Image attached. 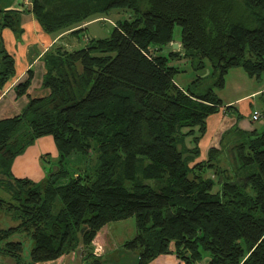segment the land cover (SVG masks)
Listing matches in <instances>:
<instances>
[{
	"label": "trees",
	"instance_id": "obj_1",
	"mask_svg": "<svg viewBox=\"0 0 264 264\" xmlns=\"http://www.w3.org/2000/svg\"><path fill=\"white\" fill-rule=\"evenodd\" d=\"M2 2L0 89L16 74L3 30L23 31L20 10ZM31 3L47 33L71 35L78 44H53L44 55L50 94L0 119V210L18 221L0 227V254L29 264L23 241L12 239L25 231L33 242L30 264L54 261L80 241L92 249L106 224L134 218L136 233L122 245L137 252L135 264L163 254H174L178 264H264V130L235 126L196 161L208 117L225 105L212 87L197 90L201 76L182 87L171 63L189 57L219 87L235 66L260 78L264 0ZM114 9L128 17L114 22L108 36L82 44L84 24ZM176 41L183 50L171 49ZM32 76L30 70L16 86L18 95ZM225 108L244 118L235 105ZM46 135L59 158L44 179L15 176V158ZM88 264L107 263L94 255Z\"/></svg>",
	"mask_w": 264,
	"mask_h": 264
},
{
	"label": "crops",
	"instance_id": "obj_2",
	"mask_svg": "<svg viewBox=\"0 0 264 264\" xmlns=\"http://www.w3.org/2000/svg\"><path fill=\"white\" fill-rule=\"evenodd\" d=\"M2 7L20 10V25L23 31L18 35L10 28L3 30L6 46L15 58L16 74L0 89V119L20 113L31 97H45L50 94V89L43 85L44 74L47 71L44 55L53 44L66 43L64 42L65 35L61 37L63 34H49L42 28L32 12L31 0H3ZM88 24L89 22L84 26L88 28ZM178 47L181 48L180 43ZM30 70L33 71V76L27 92L18 95L16 86L28 78ZM258 91L241 90L232 98H221L225 106L235 105L244 115V118L238 120L234 111L226 109L225 106L220 111L211 114L207 119V130L199 142L200 155L196 161L206 160L209 149L220 147L224 135L235 126L247 131L257 129L253 125V120L250 117L251 111L246 102ZM248 103L251 102L248 101ZM58 158L59 151L53 136H42L15 158L11 166L12 173L17 177H29L34 181H41L46 175V167L51 166ZM108 227L109 223L101 228L98 233ZM133 228H131V233L135 235ZM119 240L121 245L125 242V240ZM64 257L67 258V254L61 258ZM148 264H178V259L174 254H163Z\"/></svg>",
	"mask_w": 264,
	"mask_h": 264
},
{
	"label": "rangeland",
	"instance_id": "obj_3",
	"mask_svg": "<svg viewBox=\"0 0 264 264\" xmlns=\"http://www.w3.org/2000/svg\"><path fill=\"white\" fill-rule=\"evenodd\" d=\"M128 17L127 12L124 10L114 9L110 12V14L102 19L91 20L88 24V28L85 29L82 33V41L84 44L88 41L89 37L91 39L103 38L109 35L110 29L113 27L114 22L120 19H124ZM179 28L176 29L177 39H179ZM64 42L68 44L69 47L72 45L78 44L77 39L72 37L71 35L64 39ZM174 51L183 50V48H175L172 44V48ZM170 49V50H171ZM153 53L156 54V50L152 49ZM158 53V52H157ZM162 53L168 55L169 51L165 49ZM171 63L179 67V71L176 73L175 78L176 81L182 86L187 87L195 80L198 76L203 77L202 83L198 86L197 90L202 91L209 87H212L214 93L220 98H232L238 94L241 90L245 91H253L259 90L257 93L253 95L250 100H247L246 105H249L251 114L256 111L262 113V117L259 120L253 121V125L257 127V130H264V74L260 78L252 77L248 74V72L242 66H235L229 69L226 74L225 85L223 87H219L214 85L213 78L208 75V70L200 71L194 67L193 60L189 57L185 56L172 59ZM251 102V103H248ZM243 104V103H242ZM239 107V106H238ZM250 117H247L250 119ZM231 133V132H230ZM188 142L190 139L188 138ZM226 157L229 159L228 155ZM225 157V158H226ZM224 158V159H225ZM75 162H79L80 158H75ZM226 161V160H225ZM221 162V165H225L229 169H235V165H230L226 162ZM73 162V161H69ZM82 162L86 163L83 159ZM72 165V163H69ZM83 165V163H82ZM56 165H53V167ZM84 166V165H83ZM208 173H211L209 170ZM234 173V172H233ZM240 173H236V178L241 179L239 176ZM1 192V190H0ZM18 221L14 220L10 215L0 210V227H8L17 225ZM133 228V232L136 233L135 219L128 218L126 220L114 221L109 223V227L107 229L101 230L97 237H95L93 241L92 249H89L82 241H80L76 250L67 254V258H59L54 261L48 262H36L34 264H88L94 255H97L105 260L107 264H135L136 262V251L126 250L121 245L120 240H128L134 236L131 233V228ZM13 240H22L24 243V260L25 262L30 264V250L33 244L32 239L30 238L27 232H17L13 237ZM93 253L94 255L91 257L89 253ZM0 264H16L15 259L12 257L5 256L0 254Z\"/></svg>",
	"mask_w": 264,
	"mask_h": 264
},
{
	"label": "built area",
	"instance_id": "obj_4",
	"mask_svg": "<svg viewBox=\"0 0 264 264\" xmlns=\"http://www.w3.org/2000/svg\"><path fill=\"white\" fill-rule=\"evenodd\" d=\"M261 117H262V113L259 112V111H256V112H254V113L252 114L251 119H252L253 121H255V120H259Z\"/></svg>",
	"mask_w": 264,
	"mask_h": 264
},
{
	"label": "water",
	"instance_id": "obj_5",
	"mask_svg": "<svg viewBox=\"0 0 264 264\" xmlns=\"http://www.w3.org/2000/svg\"><path fill=\"white\" fill-rule=\"evenodd\" d=\"M173 46H174L175 48H178V46H179V43H178V42H174V43H173ZM208 72H209V70H208ZM57 168H58V167H57V165H56V166H54V167H53V171H56V170H57Z\"/></svg>",
	"mask_w": 264,
	"mask_h": 264
}]
</instances>
